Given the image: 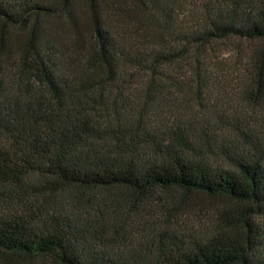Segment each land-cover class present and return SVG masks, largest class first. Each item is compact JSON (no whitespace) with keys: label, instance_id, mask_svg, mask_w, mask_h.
Here are the masks:
<instances>
[{"label":"trees","instance_id":"1","mask_svg":"<svg viewBox=\"0 0 264 264\" xmlns=\"http://www.w3.org/2000/svg\"><path fill=\"white\" fill-rule=\"evenodd\" d=\"M179 1L0 0V264H264V0Z\"/></svg>","mask_w":264,"mask_h":264},{"label":"rangeland","instance_id":"2","mask_svg":"<svg viewBox=\"0 0 264 264\" xmlns=\"http://www.w3.org/2000/svg\"><path fill=\"white\" fill-rule=\"evenodd\" d=\"M179 2L183 5L184 7L183 10H187L189 5H195L196 7L200 3L199 0H180ZM79 6L81 7L80 4ZM210 57L213 65L210 75H215V76L216 75L219 76L221 74L224 75L226 72L225 71L226 67L228 66L230 67V65H234L237 62L236 53L229 42H222L219 45H217L214 53H212ZM220 79H222V82L224 83L223 85H221L223 88H220L221 87L220 85H211L208 96L203 97L202 105L204 106V108L206 107L210 108L212 106L213 108L218 110L222 109V111L224 110L225 112L227 111L231 112L232 110H235L232 106L235 107L239 105L237 93H235V89L237 85L232 84V79H230V81L227 80V78H220ZM189 99L190 98L179 99L180 101L179 103L183 106L185 105L186 110L184 109L178 111L175 110L174 114L176 116L180 115L182 111H185V114H187L188 116L192 114L193 103H190ZM165 103L166 105H168L167 102ZM166 107L167 106H165V108ZM227 115L231 117L230 114ZM258 116L261 117L262 112L258 113ZM263 119H264V114H263Z\"/></svg>","mask_w":264,"mask_h":264}]
</instances>
